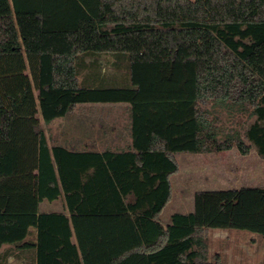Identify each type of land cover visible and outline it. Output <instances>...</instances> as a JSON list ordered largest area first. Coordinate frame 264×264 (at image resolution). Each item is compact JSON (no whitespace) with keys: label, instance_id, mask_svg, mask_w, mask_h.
<instances>
[{"label":"trees","instance_id":"16d2710c","mask_svg":"<svg viewBox=\"0 0 264 264\" xmlns=\"http://www.w3.org/2000/svg\"><path fill=\"white\" fill-rule=\"evenodd\" d=\"M83 103L128 104L131 147L40 128ZM233 149L264 160V0H0V264H223L208 230L264 237V186L161 214L177 154Z\"/></svg>","mask_w":264,"mask_h":264},{"label":"rangeland","instance_id":"374dc122","mask_svg":"<svg viewBox=\"0 0 264 264\" xmlns=\"http://www.w3.org/2000/svg\"><path fill=\"white\" fill-rule=\"evenodd\" d=\"M109 106H105V110ZM99 106L84 105L81 109L69 113L47 124L40 120V128L59 144L71 146L74 142L75 115L79 112H99ZM120 110L119 107L111 108ZM39 118L41 116L39 115ZM87 130L79 132L85 136ZM62 135V136H61ZM62 137V139H61ZM64 145V146H66ZM191 156V157H190ZM180 171L172 177L178 191L165 207L161 219L169 220L176 212L186 213L193 210L194 193L198 190L240 188L242 186H264V161L251 150L248 155H241L236 150L222 151L212 155L179 154ZM175 191V189H174ZM50 205L52 209L61 210L62 200L43 201L40 210ZM210 252L221 253L223 264H264V237L248 230L231 228H210ZM10 264H19L11 260Z\"/></svg>","mask_w":264,"mask_h":264},{"label":"crops","instance_id":"0c3cea01","mask_svg":"<svg viewBox=\"0 0 264 264\" xmlns=\"http://www.w3.org/2000/svg\"><path fill=\"white\" fill-rule=\"evenodd\" d=\"M84 105H94V106L96 105V106H99V108L101 109H99L98 110L99 112L97 113L93 111L87 112V113L79 112L78 115H75V122H74V139L75 140L71 146L66 145V144H61V145L63 146L66 145L65 147H67L70 150H92V151L124 150V149L126 150L131 147L132 136H131V129H130L131 125H130V114L128 112V108H129L128 104L126 103H83V104L78 105L76 109H81V106H84ZM105 106H109V107L105 110L104 108ZM117 106L119 107L120 110L112 111L111 108H115ZM84 130L85 131L87 130V132L85 133V136L82 137L81 135L79 137V132L81 133ZM215 153H219V152L180 153V154L212 155ZM178 155L179 154H177L176 156L177 160H178ZM172 177H171V181H172ZM176 184H177L176 181H175V184H173L172 182L173 194L174 192L178 191ZM193 209H194V206H193ZM53 211H64V209L62 206L61 210H55V209H52L50 205H47L45 207V210L42 212H53ZM162 222L165 224H168L170 222V219L162 221ZM216 253H212V254H216Z\"/></svg>","mask_w":264,"mask_h":264}]
</instances>
